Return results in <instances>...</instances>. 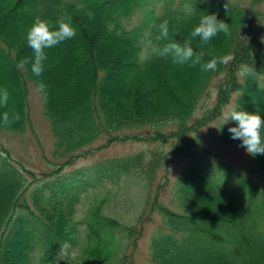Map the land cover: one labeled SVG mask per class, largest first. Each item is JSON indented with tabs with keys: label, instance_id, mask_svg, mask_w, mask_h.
<instances>
[{
	"label": "trees",
	"instance_id": "16d2710c",
	"mask_svg": "<svg viewBox=\"0 0 264 264\" xmlns=\"http://www.w3.org/2000/svg\"><path fill=\"white\" fill-rule=\"evenodd\" d=\"M249 1L248 6H242L212 0H167L158 11L147 0H0V31L5 32L0 35V58L17 86L12 108L0 107V128L24 129L28 122L25 83L31 80L38 87L41 82L46 86L40 93L56 138V154L74 152L103 134L130 128H147L153 134L145 139L159 144L173 139L171 153L189 156L175 180L174 201L180 210L153 200L157 202L153 210L162 217V225L150 238V258L157 264H264V154L252 157L253 171L261 182L228 170L214 173L210 170L219 166L214 165L212 153L199 136L200 128L220 118L222 107L230 102L248 112L261 111L264 118V17L255 8L264 0ZM185 5L193 6L190 13ZM136 10L143 11L141 22L126 29L124 18ZM89 11L94 19L88 18ZM206 13H215L218 20L228 23L229 33L221 32L202 44L190 32ZM65 14L71 16L76 36L46 49L48 59L41 76L32 73L30 64L19 67L20 60L33 57L26 33L34 19L55 22ZM164 20L168 21L167 38L161 37L159 29ZM109 25L113 26L111 30ZM185 40L191 41L200 63L193 62L195 56L184 64H175L171 55H159L168 43L183 45ZM225 55L232 57L229 63L218 64L215 71L202 70L213 57ZM122 65H128V71L124 78L114 79ZM244 65L254 71L242 79ZM211 85L214 103L197 117L194 112L209 96ZM4 112L12 120L7 126L2 120ZM16 113L19 121L12 119ZM170 124V130H161ZM222 124L220 119L216 121L215 139L239 146L240 141L231 139L227 130L234 124ZM139 135L132 137L138 139ZM151 154L144 171L148 177L166 157L162 151ZM142 156L127 160L138 159L140 163ZM138 165L143 171L142 164ZM4 170L8 172L0 180V229L11 218L8 213L16 202L20 183L23 186L17 169L7 165ZM33 192L39 215L30 218L24 210L17 218L1 244L0 264H56L60 245L70 240L60 231L77 232L73 216L79 198L73 186L40 187ZM100 211L99 204L88 210V222L82 231L93 246L80 264L110 261L113 252L107 245L114 229L128 236L141 232ZM40 226L57 228L58 232L50 242L34 246L31 233Z\"/></svg>",
	"mask_w": 264,
	"mask_h": 264
},
{
	"label": "rangeland",
	"instance_id": "374dc122",
	"mask_svg": "<svg viewBox=\"0 0 264 264\" xmlns=\"http://www.w3.org/2000/svg\"><path fill=\"white\" fill-rule=\"evenodd\" d=\"M241 5H249V0H230ZM256 8L261 11L264 16V1L258 5ZM0 35L4 36V33ZM264 36V33H263ZM5 64V65H4ZM128 65H122L114 73V79L124 78L126 74ZM113 79V80H114ZM28 89V107L27 115L29 116L26 126L21 132H8L5 128H0V150L7 151L12 160L19 162L20 167L28 171H33L39 176L42 177H52L54 174H44L46 171H49L51 167H54L55 164L62 162L65 156H56L53 153L54 147V138L50 130L49 121L44 115V106L43 99L38 91V87L32 82H27ZM26 84V83H25ZM0 88H7L10 98L8 100L7 107L13 106L11 101L14 96L15 88L17 86L14 83L13 75L8 68L7 64L0 58ZM211 87L209 96L205 97L200 105L199 110L195 112V115H202L204 109L211 106L214 103L215 91ZM183 92H180V95ZM18 96V95H17ZM179 97V96H178ZM155 98V97H154ZM6 107V108H7ZM205 107V108H204ZM5 108V107H4ZM223 121V116L220 118L203 125L200 128V138L203 141V145L209 152L215 154L224 161L231 163L235 168L241 171H249L251 173L252 163L250 156L246 154L244 149L236 148L231 145H225L218 142L215 139V130H216V121ZM172 125H166L163 127L168 129ZM131 131L126 132L123 130L120 133L133 134L139 131H142L143 134L147 135L145 128L136 130L134 128L130 129ZM51 133V135H50ZM194 134L192 133V140L194 139ZM191 140V141H192ZM106 142V137L102 136L92 144V152L86 156H78L77 161L73 164L66 165L62 170L57 173L59 176L63 173H71L70 170H82L85 167H91L96 164L99 160L104 157H118L121 155H128L133 153H139L144 151L145 154L150 155V150L162 151L164 156L166 154V162H160L161 165L158 166V171L155 174L154 180L151 183V190L146 186V181L141 178L138 174V171L134 169L133 173L130 176H125L121 179L119 183L109 184L106 183L105 187H102L98 190L100 195L96 199V202L105 199L103 203V211L110 215L111 217L118 219L121 224L125 226H138L136 218L139 215V211L143 208V200L148 197V194L152 195L154 192V187L157 186L159 182L165 185L163 190H160L159 201L168 203L172 197L173 183L177 173L184 168L186 161L189 159L188 155L181 154L179 152L171 154L170 144H159L157 141L149 142L146 140H129L125 142L124 147L119 145L106 149L108 145L96 148L99 144ZM124 142V141H123ZM118 143V142H117ZM114 144V143H111ZM110 145V144H109ZM152 152V151H151ZM171 156V157H170ZM168 160V161H167ZM142 164H146V158L142 160ZM86 164V165H85ZM165 167L168 176H165L164 170ZM29 177V175L27 174ZM85 177V176H84ZM33 178V177H32ZM90 206L84 201L81 207L84 209ZM80 207V208H81ZM159 217L156 215L152 216V219L146 225V228L143 230L142 234L136 239V246L132 247L131 242L122 235L120 230L116 231V240H112V243L117 242L118 245L116 248L112 245L108 246L109 251L112 250V256L110 255V261L107 264H118L120 258L123 256V250L125 253H130L132 251V258L138 264H146L149 261L148 259V236L152 233L154 227L158 224ZM17 252H20L19 250Z\"/></svg>",
	"mask_w": 264,
	"mask_h": 264
},
{
	"label": "clouds",
	"instance_id": "9594fccd",
	"mask_svg": "<svg viewBox=\"0 0 264 264\" xmlns=\"http://www.w3.org/2000/svg\"><path fill=\"white\" fill-rule=\"evenodd\" d=\"M192 5H185V9L190 13ZM89 19H94V13H87ZM109 25V30L112 29ZM162 38L168 36V21L164 20L159 25ZM229 33V24L223 20H218L215 13L202 15L199 23L194 26L190 32L192 38H199L202 44H208L213 37L219 33ZM119 34V33H117ZM76 36V29L72 25L71 16L65 14L58 18L55 22L46 18L36 17L28 28L26 33V41L28 47L33 52L31 60L28 58L18 62V66L23 68L30 64L31 71L36 76H41L44 71L45 61L48 59L46 49L53 48L66 40H70ZM159 55L167 57L172 56L173 63L184 64L189 60H193L195 53L191 47V41L185 40L183 45L179 43H168L163 49L159 50ZM232 59L230 55L221 57H213L202 65L203 71H215L218 64H227ZM194 63H200V57L195 56ZM254 71L253 67L244 65L241 70V78L250 76ZM43 82L39 84V91L45 92ZM10 94L7 88H0V107H7ZM13 120L19 121L20 115L14 114ZM3 124L9 125L12 120L7 112L2 116ZM232 122L234 126L227 130L230 133V138L239 140V146L244 149L249 156L264 154V118L261 111L248 112L242 109L239 104H232L228 107L223 115V124ZM221 125V126H222ZM220 126V127H221Z\"/></svg>",
	"mask_w": 264,
	"mask_h": 264
}]
</instances>
